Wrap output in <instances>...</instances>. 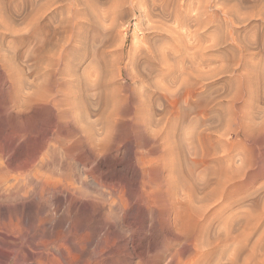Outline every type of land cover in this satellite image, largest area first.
Returning a JSON list of instances; mask_svg holds the SVG:
<instances>
[{
  "label": "bare ground",
  "instance_id": "obj_1",
  "mask_svg": "<svg viewBox=\"0 0 264 264\" xmlns=\"http://www.w3.org/2000/svg\"><path fill=\"white\" fill-rule=\"evenodd\" d=\"M26 1L22 29L0 17V86H9L19 98L5 95L0 101V136L14 141L9 151L0 144V264H118L129 246L138 248L133 229L147 218L139 210L141 195L155 193L162 197L167 224L173 217L181 230L186 214L204 220L208 206V239H203L215 244L221 188L234 176L233 159L229 151L225 159L220 156L219 125L203 113V85L189 84L194 75L198 80L200 70L178 67L184 39L166 23L174 19L176 5L170 3L171 9L167 0H136L139 16L148 21L145 27L139 20L133 35L138 44L133 50L142 61L133 82L141 87H133L125 100L115 85L117 70L109 64L121 54L108 60L114 43L108 28L99 30L91 22V17L98 20L90 17L93 11L85 12L78 1L65 12ZM174 17L178 27L181 18ZM46 18L49 22L40 24ZM113 24L109 28L118 22ZM8 34L12 40L5 46L2 39ZM169 40L178 43L169 48ZM14 112L25 119L10 131L5 118ZM46 193L58 202L41 205ZM44 207L50 214L42 220ZM62 207L66 216L55 218ZM42 223L46 230H33ZM62 229L71 238L64 243L58 239ZM84 241L85 248L79 246Z\"/></svg>",
  "mask_w": 264,
  "mask_h": 264
},
{
  "label": "rangeland",
  "instance_id": "obj_2",
  "mask_svg": "<svg viewBox=\"0 0 264 264\" xmlns=\"http://www.w3.org/2000/svg\"><path fill=\"white\" fill-rule=\"evenodd\" d=\"M36 1L34 0V7L38 8L41 4V6L46 5L45 7H49L52 4L54 6L51 5L50 7L58 8V12H65L68 10L67 7L69 8L75 1L80 2L82 10L84 8L85 12L95 11L94 13L89 12L90 17L92 15L95 19L97 18V23H102L103 27L101 24L95 25L96 21L93 17H91V22L94 23L95 27L98 26L99 30L108 28L110 30L109 42L113 41L110 44L114 43L113 48L109 49L108 58H111L108 60H113L117 57L116 54H121L122 59L119 56L120 60L117 59L116 64L113 61L109 63L112 66L110 69L117 70L118 79H116L115 85L121 92V96L126 100V97L132 94L133 87H141L140 82H137L136 85L133 82L136 80L133 75L137 74L142 68V61L137 58L135 52L138 48L134 37L135 25L139 20H143L146 27L148 21L146 18L139 16L141 12L139 11L138 0V4H136V0H125L126 3L122 0L121 5L118 4L121 0H38L40 5ZM167 1H169L167 4L169 3L168 6L171 9L176 5L178 10L175 7L172 11L175 13L174 16L177 15L181 18L178 27L174 16L173 20L171 16L166 21L169 27L177 28L181 33V38L184 39L182 40L184 42L180 41V46L183 44V48L179 49L178 54H182L180 59L183 64L180 60L178 67L183 66L192 69L193 66V68L198 67L200 70V77H202H197L198 80H196L194 75L193 78L191 77L189 84L195 86L200 84L204 87L202 102L206 109L203 113L210 115L209 118H213L216 125H219L221 136L220 156L225 159L227 153H231L234 176L232 175L233 178L226 182L227 186L224 183L221 188L219 221L215 226L217 233L214 243L216 245H209L203 239H208V231L204 229L210 216L208 206L207 208L205 206L206 209H204V211H207L204 220L202 218L200 220L194 214H186V217H184L185 223L181 230L173 217L170 223L167 224L164 203L162 197L158 195L159 193L151 196L141 195L143 206H140L141 209L139 208V210L145 212L147 218H140L137 221V226L133 229L137 237L138 248L133 251L129 246L130 256L129 253L127 255L122 254L123 256L118 264H264V0ZM78 2L77 4H79ZM26 3V0H0V14L3 15H0V17H3V19L10 17V22L7 18L4 19L5 22L7 21L6 23H9V25L12 23L13 27L19 25L17 28L21 27L22 29L24 21H26L27 8H29L25 5ZM170 3L175 5L172 6ZM44 6L43 9L47 10ZM85 7H88V10ZM112 9L113 11L115 9L116 12H112ZM2 12L6 13L7 16ZM42 12L40 15L43 14ZM96 13L100 18L98 15V17H95L94 14ZM105 13H107V16ZM104 17L109 19L106 21ZM113 17L116 18L120 27L116 24V20L110 21L113 20ZM14 21L17 25L13 24ZM47 21L49 22L47 18L41 19L42 23L40 22V24H46ZM83 22L86 23L87 20ZM113 22L122 30L121 32L119 29L116 30L117 26L115 27ZM111 23L116 31H113L112 27L109 28L112 25ZM179 25H181V28ZM108 29L105 30L108 31ZM103 30L101 31L105 32ZM111 33L114 35L112 36L113 39ZM117 33H121V35H117ZM138 35L142 37L143 33L138 32ZM121 39L125 41L123 48L120 47ZM2 40L6 46V43L12 38L8 34L3 36ZM170 41H168L169 44L171 43L168 46L169 48H174L178 43L175 40ZM168 42H166L167 45ZM130 51L134 55L131 53L129 55ZM183 57H185L184 60ZM11 94L13 92L9 86L5 89L0 86V101L5 99V95L8 99L15 98V94ZM133 98L131 100H134ZM15 99H19L18 96ZM131 100L127 99V101L132 102ZM125 111L128 114L129 108H126ZM12 114L5 119L10 126L9 130L14 131L16 129L15 124L23 121L25 116L21 119L19 114L15 113L13 116ZM1 136L0 144L2 147L7 151L12 149L14 141L8 137V142ZM158 177L159 175H157V179ZM229 182H231L230 185ZM224 186L226 187L224 188ZM43 196V201L46 199V202H42L41 205L44 203L48 205L56 198L50 200L51 197L47 193ZM56 200L58 199H55L54 203L58 202ZM145 206H151V209L146 212L143 210ZM45 209L42 208L39 213L40 216L42 214V220L50 214V211ZM60 210H58L60 212L55 211L57 215L54 217L57 218L58 216V218L62 217L64 219L66 216L62 215L64 207ZM46 212H48V215ZM74 218L71 217V220L76 223L77 219ZM36 225L33 230L42 231L41 229L46 230L47 228L43 223L39 225L40 228L38 224ZM64 230L62 229V232H59L58 239L66 242L71 238L65 235L66 230ZM66 234L68 235L69 232ZM124 234L131 237V233L127 228L124 229ZM86 243L84 241L79 246L85 248Z\"/></svg>",
  "mask_w": 264,
  "mask_h": 264
}]
</instances>
